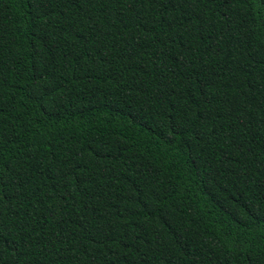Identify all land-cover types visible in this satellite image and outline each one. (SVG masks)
<instances>
[{
    "label": "trees",
    "instance_id": "trees-1",
    "mask_svg": "<svg viewBox=\"0 0 264 264\" xmlns=\"http://www.w3.org/2000/svg\"><path fill=\"white\" fill-rule=\"evenodd\" d=\"M0 264H264V0H0Z\"/></svg>",
    "mask_w": 264,
    "mask_h": 264
}]
</instances>
